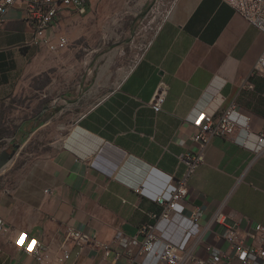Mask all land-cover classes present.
I'll return each mask as SVG.
<instances>
[{"label": "crops", "instance_id": "1", "mask_svg": "<svg viewBox=\"0 0 264 264\" xmlns=\"http://www.w3.org/2000/svg\"><path fill=\"white\" fill-rule=\"evenodd\" d=\"M77 15L83 14L60 11L47 36L83 23ZM32 33L20 5L4 15L0 113L12 98L36 93L32 106L40 109L18 121L7 143L16 141L20 154L30 140L47 134L51 150L25 165L28 171L14 180V189L0 191V264H35L19 248L21 236L42 242L46 262L53 264L66 227L92 243L81 248L68 243L69 258L62 264H128L124 248L115 243L116 234L133 239L142 225L154 224L150 215L160 207L153 198L182 176L185 166L179 158L196 152L193 138L199 120L232 103L251 118L252 135L246 147L219 137L210 140L204 164L188 181L184 215L200 209L208 219L222 207L241 220V232L264 226V155L256 138L264 135V79L251 75L264 50V36L228 4L172 0L119 84L67 122L52 115L51 75L61 54L27 46ZM247 82L252 88L242 89ZM159 83L166 86V96L156 113L151 102ZM173 226L178 230L171 241L176 243L185 221L178 217ZM218 234L213 225L195 255L205 257L207 243L226 250ZM153 262L152 256L144 259L145 264Z\"/></svg>", "mask_w": 264, "mask_h": 264}, {"label": "built area", "instance_id": "2", "mask_svg": "<svg viewBox=\"0 0 264 264\" xmlns=\"http://www.w3.org/2000/svg\"><path fill=\"white\" fill-rule=\"evenodd\" d=\"M221 1L264 36V0ZM87 2L88 0H0V25L4 15L20 5L25 21L33 30L27 46L57 53L68 47L69 41L62 34L48 37L47 30L52 27L60 11L73 10L83 14ZM251 75L264 79V50L255 62ZM241 88L251 89L252 85L247 82ZM165 96L166 86L159 83L151 102L154 112L161 110ZM250 123L251 118L242 115L235 103L217 114L205 115L199 120L193 138L197 144L196 152L179 158L180 163L185 166L182 176L171 182L165 194L153 198L160 207L158 214L150 215L154 224L142 225L133 239L125 238L121 233H117L114 238L115 243L124 248L129 257L128 264H145L144 259L148 256L153 257L152 264H264V226L256 224L241 232V220L232 212L226 213L222 207L208 219L204 218L200 209H193L188 216L184 215L187 208L188 181L204 164L205 151L210 140L219 137L246 147L247 139L252 135ZM256 138L259 152L264 155V135H257ZM178 217L185 221V226L180 231V240L175 243L171 241V236L178 230L173 226ZM213 225L219 229L220 240L227 244L226 250L207 243L204 246L205 257L196 256L195 247L202 243L203 235L211 231ZM138 237H141L140 242L137 241ZM68 243L81 248L91 245L92 240L87 235L66 227L60 255L53 264H62L69 258ZM18 246L35 264H51L46 262V246L42 242H27L26 237L21 236Z\"/></svg>", "mask_w": 264, "mask_h": 264}, {"label": "rangeland", "instance_id": "3", "mask_svg": "<svg viewBox=\"0 0 264 264\" xmlns=\"http://www.w3.org/2000/svg\"><path fill=\"white\" fill-rule=\"evenodd\" d=\"M172 0H90L83 23L68 25L74 39L66 36L69 45L57 52L60 55L52 72L51 100L55 102L52 115L62 121L76 118L114 89L134 65L150 42L165 16ZM45 84V80L41 81ZM41 93V92H40ZM38 96L15 97L0 113V153L12 151L16 141L7 143L18 121L37 112L32 106ZM62 102V103H60ZM51 138L37 136L20 152L11 165L3 170L0 191L14 189V180L24 172L26 164L51 150Z\"/></svg>", "mask_w": 264, "mask_h": 264}, {"label": "water", "instance_id": "4", "mask_svg": "<svg viewBox=\"0 0 264 264\" xmlns=\"http://www.w3.org/2000/svg\"><path fill=\"white\" fill-rule=\"evenodd\" d=\"M17 148V145H13L10 153L6 150L0 153V172L14 159Z\"/></svg>", "mask_w": 264, "mask_h": 264}]
</instances>
